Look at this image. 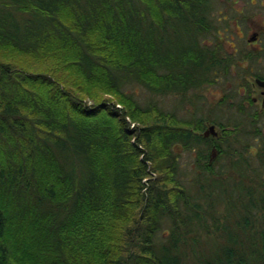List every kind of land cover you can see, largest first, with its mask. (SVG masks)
Returning a JSON list of instances; mask_svg holds the SVG:
<instances>
[{"label":"trees","instance_id":"trees-1","mask_svg":"<svg viewBox=\"0 0 264 264\" xmlns=\"http://www.w3.org/2000/svg\"><path fill=\"white\" fill-rule=\"evenodd\" d=\"M214 13L0 0V264H264V153L236 147L238 124L205 136L203 116L128 89L185 101L226 75L243 54ZM179 150L197 152L192 182Z\"/></svg>","mask_w":264,"mask_h":264},{"label":"rangeland","instance_id":"rangeland-1","mask_svg":"<svg viewBox=\"0 0 264 264\" xmlns=\"http://www.w3.org/2000/svg\"><path fill=\"white\" fill-rule=\"evenodd\" d=\"M215 16L216 21L220 20V26L223 27L222 18L227 16L229 18L235 17L244 19V26L241 29H234V40L237 49L246 47L248 37L254 25L264 20V0H215ZM233 26V25H232ZM232 32V31H231ZM233 33V32H232ZM243 68H238L237 65L232 66L230 71L225 75L218 76V80L214 83H208L197 91H190L188 100H182L177 94H155L145 88L144 86L135 83L131 84L128 89L132 91L135 97L142 103L146 104L149 101H155L167 110L174 109L180 116L190 117L193 113L197 116L206 118V128L208 125L214 124L219 129V122L226 124V127H238L243 129L244 115L234 110L228 109L226 103L219 101L226 95V93H237V89L244 82L242 80ZM190 97L192 99H190ZM214 119L217 120L214 122ZM222 131V130H221ZM245 136V135H244ZM242 138V135H241ZM245 139V137H244ZM243 143V142H242ZM237 143V148L245 150V153L250 157L244 143ZM180 152V170L182 172L184 181L192 182L193 177L197 175L196 167V150H179ZM217 156V155H216ZM214 156V158L216 157ZM256 162L255 157H250ZM221 161H230V157H223ZM264 172V169H263ZM165 228V227H164Z\"/></svg>","mask_w":264,"mask_h":264},{"label":"flooded vegetation","instance_id":"flooded-vegetation-1","mask_svg":"<svg viewBox=\"0 0 264 264\" xmlns=\"http://www.w3.org/2000/svg\"><path fill=\"white\" fill-rule=\"evenodd\" d=\"M220 20L221 18L217 20L219 26ZM222 20L223 27H219V38L224 43L226 50L243 54L242 59L233 63L232 66L237 65L238 68H243L241 78L244 82L237 89V93H232V95L226 93L218 104L226 103L228 109L244 115L245 148L248 154H251L250 157L258 159L264 153V20H261L258 25L250 27L251 32L246 47L240 50L233 42L234 30L232 28L241 29L244 26V19L237 20L235 17L225 16ZM225 128L234 129L235 127ZM216 130L218 133L213 136H219L222 128L219 127ZM214 146L216 145L212 147V154L214 153L213 156H216L218 150H213Z\"/></svg>","mask_w":264,"mask_h":264},{"label":"water","instance_id":"water-1","mask_svg":"<svg viewBox=\"0 0 264 264\" xmlns=\"http://www.w3.org/2000/svg\"><path fill=\"white\" fill-rule=\"evenodd\" d=\"M211 133H212V135H215V134L218 133V131L216 130L214 124H211V125H210L209 127H207V128L204 130V132H203V134H204L205 136H209ZM215 149H216V147L213 148V150H215ZM213 154H214V153H213Z\"/></svg>","mask_w":264,"mask_h":264}]
</instances>
